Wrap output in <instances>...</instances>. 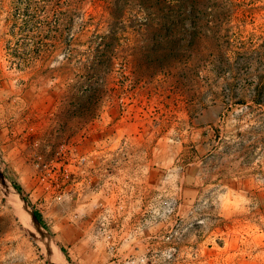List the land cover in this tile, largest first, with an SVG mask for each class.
<instances>
[{"label": "rangeland", "instance_id": "1", "mask_svg": "<svg viewBox=\"0 0 264 264\" xmlns=\"http://www.w3.org/2000/svg\"><path fill=\"white\" fill-rule=\"evenodd\" d=\"M130 83L168 113L188 203L137 264H264V0H0V264H105L64 217L35 223L29 158Z\"/></svg>", "mask_w": 264, "mask_h": 264}, {"label": "built area", "instance_id": "2", "mask_svg": "<svg viewBox=\"0 0 264 264\" xmlns=\"http://www.w3.org/2000/svg\"><path fill=\"white\" fill-rule=\"evenodd\" d=\"M140 95L141 85L136 83L105 95L91 117L62 134L52 149L33 151L29 158L37 212L64 217L81 229V240L109 242L113 255L115 243L142 233L146 222L131 203H123L124 198L140 197L132 169L124 182L119 181L125 175L124 162L131 165L141 151L146 157L157 139V112L142 107ZM169 198L159 196L153 220L163 222L175 214Z\"/></svg>", "mask_w": 264, "mask_h": 264}, {"label": "crops", "instance_id": "3", "mask_svg": "<svg viewBox=\"0 0 264 264\" xmlns=\"http://www.w3.org/2000/svg\"><path fill=\"white\" fill-rule=\"evenodd\" d=\"M156 120V143L151 144L147 148L148 155H146V157L144 156V152L141 151V156L136 158L135 162L131 165H127L128 162H124L122 169L125 175L124 177H119V181L124 182L127 172L132 169L131 173L134 176L135 185L138 189L137 194L140 197L138 199L131 198L130 200L124 198L123 203H131L129 205H133L132 207H135V211H139L141 215L139 216L145 217L146 222L143 224V231L142 233L138 232L132 234L131 238L128 240L123 239L116 242L115 255H113L111 249H109V242L105 241V264H137L138 261L143 258V249L146 247V244H157V237L158 234L163 231L162 228H172L174 226L173 223L175 221H173L172 218L163 222L151 218V212L154 211L153 206L157 205L159 196L165 197V200L170 197L169 199H171L174 204H177L176 207H181L182 213L184 207L186 208L188 206V203H184V201L174 202L171 196L175 193L182 195L183 192L181 190L176 191L172 186L166 185L169 174L172 172V164L175 157V144L173 143L175 138L173 137L174 135H172L174 130L169 121L168 113L166 112L160 115L158 113ZM178 142H176V144H178ZM161 178L165 186H159ZM134 195H136V193H134ZM127 209L128 207L124 208L122 211ZM180 220L181 224L187 222L184 218ZM112 258H117V260L112 261ZM130 259L133 261L130 262Z\"/></svg>", "mask_w": 264, "mask_h": 264}, {"label": "trees", "instance_id": "4", "mask_svg": "<svg viewBox=\"0 0 264 264\" xmlns=\"http://www.w3.org/2000/svg\"><path fill=\"white\" fill-rule=\"evenodd\" d=\"M12 185L19 192V194L22 195V197L26 200V198L24 196V192L22 191L21 187L18 184H16L15 182H13V181H12ZM32 213H33V216L35 217V219L37 220V222L44 227V223H43L41 214L39 212H37L36 210H33ZM62 251L64 252L63 249H62Z\"/></svg>", "mask_w": 264, "mask_h": 264}, {"label": "water", "instance_id": "5", "mask_svg": "<svg viewBox=\"0 0 264 264\" xmlns=\"http://www.w3.org/2000/svg\"><path fill=\"white\" fill-rule=\"evenodd\" d=\"M32 218L34 219V221H35L36 224H39V223L37 222V220L35 219V217L33 216V213H32Z\"/></svg>", "mask_w": 264, "mask_h": 264}]
</instances>
